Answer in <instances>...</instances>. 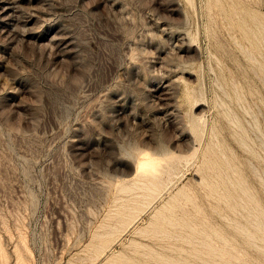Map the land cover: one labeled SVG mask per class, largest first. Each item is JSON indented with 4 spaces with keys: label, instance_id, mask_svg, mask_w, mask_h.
<instances>
[{
    "label": "rangeland",
    "instance_id": "rangeland-1",
    "mask_svg": "<svg viewBox=\"0 0 264 264\" xmlns=\"http://www.w3.org/2000/svg\"><path fill=\"white\" fill-rule=\"evenodd\" d=\"M0 264H264V0H0Z\"/></svg>",
    "mask_w": 264,
    "mask_h": 264
},
{
    "label": "clouds",
    "instance_id": "clouds-1",
    "mask_svg": "<svg viewBox=\"0 0 264 264\" xmlns=\"http://www.w3.org/2000/svg\"><path fill=\"white\" fill-rule=\"evenodd\" d=\"M151 153L148 150H142L141 159L147 160ZM143 167H149L150 165H142Z\"/></svg>",
    "mask_w": 264,
    "mask_h": 264
},
{
    "label": "bare ground",
    "instance_id": "bare-ground-1",
    "mask_svg": "<svg viewBox=\"0 0 264 264\" xmlns=\"http://www.w3.org/2000/svg\"><path fill=\"white\" fill-rule=\"evenodd\" d=\"M171 165H172V163H171ZM170 167V166H169ZM140 168V167H139ZM138 169V168H137ZM137 172V171H136ZM167 172V171H166ZM170 173V172H169Z\"/></svg>",
    "mask_w": 264,
    "mask_h": 264
}]
</instances>
